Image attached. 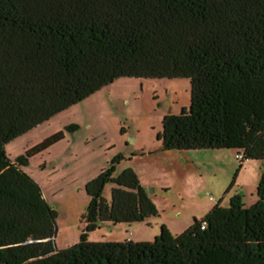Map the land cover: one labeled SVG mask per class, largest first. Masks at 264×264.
Here are the masks:
<instances>
[{
    "label": "trees",
    "instance_id": "trees-1",
    "mask_svg": "<svg viewBox=\"0 0 264 264\" xmlns=\"http://www.w3.org/2000/svg\"><path fill=\"white\" fill-rule=\"evenodd\" d=\"M119 78L189 80L188 107L157 134L163 150L264 162V0H0V264H264V173L255 203L236 194L179 234L90 241L101 222L157 215L131 168L114 176L120 156L85 183L79 241L56 247L57 212L22 167L63 133L13 161L5 146Z\"/></svg>",
    "mask_w": 264,
    "mask_h": 264
},
{
    "label": "rangeland",
    "instance_id": "rangeland-1",
    "mask_svg": "<svg viewBox=\"0 0 264 264\" xmlns=\"http://www.w3.org/2000/svg\"><path fill=\"white\" fill-rule=\"evenodd\" d=\"M189 103L188 79L119 78L6 144L5 153L13 161L54 133H63L22 167L57 212V248L79 241L88 204L85 183L119 156L114 176L131 168L157 215L141 223L101 222L88 234L90 241H151L161 225L175 235L217 202L227 206L236 194L245 206L252 205L256 188L251 176L264 173V162L245 160L239 167L236 151L229 149H162L157 134L164 116L178 114ZM113 187L109 182L103 189L108 203Z\"/></svg>",
    "mask_w": 264,
    "mask_h": 264
},
{
    "label": "crops",
    "instance_id": "crops-1",
    "mask_svg": "<svg viewBox=\"0 0 264 264\" xmlns=\"http://www.w3.org/2000/svg\"><path fill=\"white\" fill-rule=\"evenodd\" d=\"M261 175L262 174H260L259 172H255V174H252V176H251V183H252L253 187L255 186V188H257V185H258V182H259V179H260ZM257 200H258V196L256 194V197H254V199L252 200L253 201L252 204L255 203ZM187 227H185L184 229H186ZM179 233H181V232H177V234H179ZM126 239H131L133 241H137V240H134V238H126ZM126 239H124V240H126ZM109 241H120V240H109ZM140 241H142V240H140Z\"/></svg>",
    "mask_w": 264,
    "mask_h": 264
},
{
    "label": "built area",
    "instance_id": "built-area-1",
    "mask_svg": "<svg viewBox=\"0 0 264 264\" xmlns=\"http://www.w3.org/2000/svg\"><path fill=\"white\" fill-rule=\"evenodd\" d=\"M236 158H237V160H239V161H241V160H243V154H241V153H236Z\"/></svg>",
    "mask_w": 264,
    "mask_h": 264
}]
</instances>
